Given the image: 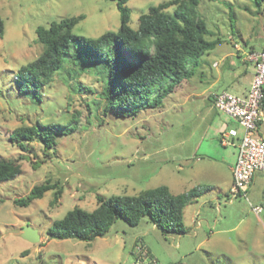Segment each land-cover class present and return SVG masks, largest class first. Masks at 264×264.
I'll use <instances>...</instances> for the list:
<instances>
[{"label":"rangeland","instance_id":"1","mask_svg":"<svg viewBox=\"0 0 264 264\" xmlns=\"http://www.w3.org/2000/svg\"><path fill=\"white\" fill-rule=\"evenodd\" d=\"M167 1L130 0L131 27L137 29L141 14ZM197 11L213 34L209 39L221 44L187 69L159 108H135L121 116L105 110L103 81L95 67L78 61V45L71 55L76 64L67 63L55 75L41 90V101L20 93L15 78L43 51L38 27L83 15L76 34L92 39L117 31L121 15L114 1L0 0V160L29 156L19 177L0 182V264H132L138 246L160 264H264V173L254 177L246 197L231 203L222 193L205 192L185 208L184 235H164L148 217L137 226L119 219L92 242L47 234L69 211L94 210L98 196H134L161 185L179 194L197 184V158L212 141L219 145L212 128L214 97L224 91L241 95L249 79L240 75L254 69L247 60L251 47L264 48V0H200ZM73 68L83 70L77 78L69 73ZM73 120L77 130L59 137L47 155L39 142L23 152L10 141L17 127ZM187 160L195 162L194 170L186 167ZM49 179L63 186L58 206L50 204L53 191L28 207L15 204ZM26 226L38 230L39 242L22 238Z\"/></svg>","mask_w":264,"mask_h":264},{"label":"trees","instance_id":"2","mask_svg":"<svg viewBox=\"0 0 264 264\" xmlns=\"http://www.w3.org/2000/svg\"><path fill=\"white\" fill-rule=\"evenodd\" d=\"M112 1L121 15L117 31H107L92 39L76 34L74 28L85 18L83 15L38 27L37 39L43 51L16 73L19 92L34 94L41 101V90L55 75L66 70L67 63L76 64L71 55L78 45V61L95 67L103 81L105 110L113 109L126 116L135 108H159L182 83L187 69L199 66V58L221 44L219 38L209 39L213 34L197 11L200 0H171L152 6L139 17L137 29L130 25L131 11L126 6L130 0ZM172 7H176L174 13L169 12ZM3 28L0 19V34ZM251 52H254L253 47ZM82 71L73 68L69 73L77 78ZM74 122L77 120L65 125L37 121L31 126H20L13 130L10 141L23 152H29V145L39 142L47 155L57 146L59 137L77 130ZM26 158L29 156L0 160V182L19 177L23 173L22 160ZM208 190L207 186H195L174 194L168 186L161 185L134 196H98L94 210L75 208L69 211L47 230V234L58 240L92 242L104 237L119 219L137 226L148 217L164 235H184L188 232L184 223L185 208ZM49 191L54 192L50 204L58 206L64 189L59 181L50 179L35 185L26 197L14 202L19 207H28Z\"/></svg>","mask_w":264,"mask_h":264},{"label":"built area","instance_id":"3","mask_svg":"<svg viewBox=\"0 0 264 264\" xmlns=\"http://www.w3.org/2000/svg\"><path fill=\"white\" fill-rule=\"evenodd\" d=\"M247 60L254 64L255 73L246 95L224 91L214 97L215 108L242 129L240 133L236 128H230L221 138L223 145L237 148L229 202L246 197L254 177L264 173V138L260 135V125L264 117V48L251 52ZM138 250L132 264H160L148 253L144 254L147 252L145 247L138 246Z\"/></svg>","mask_w":264,"mask_h":264},{"label":"crops","instance_id":"4","mask_svg":"<svg viewBox=\"0 0 264 264\" xmlns=\"http://www.w3.org/2000/svg\"><path fill=\"white\" fill-rule=\"evenodd\" d=\"M254 73H255V69H253V72L251 74H248V70H244L242 75H240V76H243L244 78L246 77L249 79L248 84L245 85L242 83L243 88L241 90L242 91L241 95H246V93L248 92L250 85L252 83L253 77H254ZM216 110L217 109L214 107L213 115H211L213 118L214 124H215L213 125L212 128H214L213 132L215 136L217 137V141L219 145L215 144L212 141V143L209 146H206V148L202 152V156L197 158L196 170H197L198 180H197V184L195 185L196 186L205 185L209 187V190L207 192L212 191V192L222 193L224 196H226L228 200L229 192H230V189L233 183L232 169L237 159V148L235 146L223 145L221 142V138H222L223 133H225L230 128H236L240 133L242 132V129L239 126V124H237L236 122L231 120L229 117H227L226 115ZM263 123H264V117L260 125V135H261V127ZM199 149H200V145L198 146L197 150ZM194 163H191L187 160L186 167L188 169L191 168L194 170L195 168ZM253 183H254V180L251 186L253 185ZM195 185L193 184L191 188L195 187ZM198 199L195 202H197ZM184 215H185V210H184ZM149 254L153 258L157 259L155 255L152 254V252L149 251Z\"/></svg>","mask_w":264,"mask_h":264},{"label":"water","instance_id":"5","mask_svg":"<svg viewBox=\"0 0 264 264\" xmlns=\"http://www.w3.org/2000/svg\"><path fill=\"white\" fill-rule=\"evenodd\" d=\"M21 236L24 240L30 243H37L41 240V235L39 234L38 230L28 226L22 229Z\"/></svg>","mask_w":264,"mask_h":264}]
</instances>
